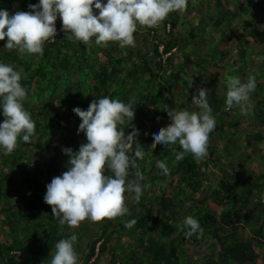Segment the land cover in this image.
I'll use <instances>...</instances> for the list:
<instances>
[{"label":"trees","instance_id":"trees-1","mask_svg":"<svg viewBox=\"0 0 264 264\" xmlns=\"http://www.w3.org/2000/svg\"><path fill=\"white\" fill-rule=\"evenodd\" d=\"M204 1L205 13L195 21L187 13L197 11L201 0H187L185 10L158 26L138 25L140 47L74 42L59 18L42 55L19 54L0 41V61L22 71L24 107L36 125L31 143L18 141L12 153H0V264H48L56 242L72 234L78 237V264H264V0ZM36 3L0 0V9L28 11ZM249 75H256L257 86L251 109L242 114L226 105L227 81ZM200 88L207 90L216 120L207 155L197 160L184 153L177 160L181 146H152L151 133L171 123L167 108L198 111L191 102ZM103 96L135 98V118H125L123 127L126 134L131 124L139 130L129 155L134 157L136 144L144 146L136 161L141 184L150 186L139 201L125 194L124 216L61 225L44 202L46 185L67 170L70 157L62 149L78 151L87 143L73 108L87 110ZM239 160L240 166L232 164ZM157 161L167 163L170 175ZM187 216L198 220L200 231L187 235Z\"/></svg>","mask_w":264,"mask_h":264},{"label":"clouds","instance_id":"clouds-1","mask_svg":"<svg viewBox=\"0 0 264 264\" xmlns=\"http://www.w3.org/2000/svg\"><path fill=\"white\" fill-rule=\"evenodd\" d=\"M187 0H38L29 4L28 11L10 13L0 9V41L6 39L3 48L16 49L19 54H43L44 44L57 34L56 21L59 18L62 30L69 40L85 45L118 42L121 48L135 46L134 33L137 26L155 27L170 13L183 11ZM98 10V11H97ZM22 71L0 61V153H12L18 141L31 143L36 125L31 114L24 107L26 89L22 86ZM226 105L238 106L242 114L251 109L250 94L257 86L256 75H249L242 81L231 77L227 81ZM198 111L167 108L171 120L166 127L151 133L150 144H179L183 151L176 159H183L184 153H191L194 159L207 155L210 134L216 120L213 115L207 90L200 88L192 97ZM135 98L127 102L99 97L93 100L87 110L73 108L81 119L78 133L86 136L87 143L78 151L65 147L69 156L68 167L61 175L53 177L46 185L44 202L52 206V215L69 227H77L88 219L92 222L105 218L113 219L129 213L126 206V193L139 201L142 191L150 185L141 184L143 173L137 167L136 158L145 155L142 144L135 145L134 157L129 155L139 130L132 127L126 134L123 127L125 118H135ZM156 167L165 176L170 169L165 161H157ZM136 169L135 179H129L130 170ZM110 172V174H109ZM135 220L125 223L131 228ZM184 226L192 235L201 230L197 219L187 216ZM78 237L72 234L60 239L51 250L48 264H78L75 242Z\"/></svg>","mask_w":264,"mask_h":264},{"label":"rangeland","instance_id":"rangeland-1","mask_svg":"<svg viewBox=\"0 0 264 264\" xmlns=\"http://www.w3.org/2000/svg\"><path fill=\"white\" fill-rule=\"evenodd\" d=\"M199 5H200V7H199V9L197 10V11H191V12H188L187 13V15H188V17L190 18V19H192L193 21H195V20H197V18L195 19V15H203L204 13H205V10H206V6H207V3L204 1V0H201V2L199 3ZM14 12H16V10L15 9H13V10H11V13H14ZM180 13H181V11H179ZM169 27L167 26V29H168ZM185 27H182V26H180V29L182 30V29H184ZM141 45H143V42H139L138 44H135V46L134 47H140ZM234 53L233 54H231L230 55V60H227V62H224V61H222L221 62V65H220V67H221V69L222 70H224L225 69V67H226V64L229 62V61H232L233 59H234ZM182 62V58H178V60H177V63L179 64V63H181ZM206 65H207V67L210 69L211 67H212V65H213V60H212V57H210L207 61H206ZM248 123L246 122V123H244L243 125H242V127H245L246 125H247ZM157 126V125H156ZM167 125H162V126H157L156 128H157V130L160 128V127H166ZM244 135H245V133H244ZM260 146L263 148L264 147V143H262V144H260ZM242 150H246V151H249V149L245 146V143H243V149ZM243 163V160H239V161H234V162H232V164L233 165H241ZM259 165H260V168H261V170L262 171H264V162L263 161H260V163H259ZM0 231H1V228H0ZM204 250V249H203ZM197 254H198V252H197ZM201 254V253H200ZM22 257L23 258H25V254L23 253L22 254Z\"/></svg>","mask_w":264,"mask_h":264}]
</instances>
